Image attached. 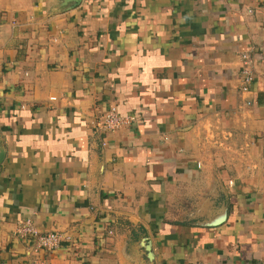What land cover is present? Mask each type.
Masks as SVG:
<instances>
[{
    "label": "crops",
    "instance_id": "0c3cea01",
    "mask_svg": "<svg viewBox=\"0 0 264 264\" xmlns=\"http://www.w3.org/2000/svg\"><path fill=\"white\" fill-rule=\"evenodd\" d=\"M36 261L264 264V0H0V264Z\"/></svg>",
    "mask_w": 264,
    "mask_h": 264
},
{
    "label": "built area",
    "instance_id": "2783aa9c",
    "mask_svg": "<svg viewBox=\"0 0 264 264\" xmlns=\"http://www.w3.org/2000/svg\"><path fill=\"white\" fill-rule=\"evenodd\" d=\"M243 57H245L246 61L240 70L242 76V88L248 89L249 84L254 80V74L251 70L249 56ZM132 122V117L122 115L115 106H112L102 117H100V119L95 122V128L98 131L107 132ZM16 231L17 234L22 237L32 235L39 249L51 251L58 248L61 243V235L58 232L41 231L31 219H26L20 222L17 225ZM34 264L41 263L36 261Z\"/></svg>",
    "mask_w": 264,
    "mask_h": 264
}]
</instances>
